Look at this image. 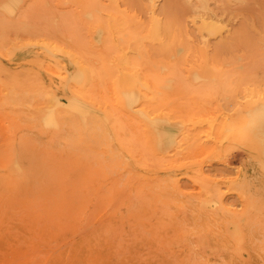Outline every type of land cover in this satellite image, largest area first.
Wrapping results in <instances>:
<instances>
[{"label": "rangeland", "instance_id": "obj_1", "mask_svg": "<svg viewBox=\"0 0 264 264\" xmlns=\"http://www.w3.org/2000/svg\"><path fill=\"white\" fill-rule=\"evenodd\" d=\"M0 264H264V0H0Z\"/></svg>", "mask_w": 264, "mask_h": 264}, {"label": "bare ground", "instance_id": "obj_2", "mask_svg": "<svg viewBox=\"0 0 264 264\" xmlns=\"http://www.w3.org/2000/svg\"><path fill=\"white\" fill-rule=\"evenodd\" d=\"M47 49V48H46ZM67 72V71H66ZM58 74V73H57ZM126 75V74H125ZM59 78V77H58ZM65 78V77H64ZM67 78V77H66ZM70 79H72V77H69ZM66 80V79H65ZM73 95V94H72ZM76 96V95H75ZM74 96V97H75ZM63 97V96H62ZM78 98V97H77ZM81 99V98H80ZM52 102H53V100H54V104H57V103H59V100H57V98L55 97L53 100L52 99H50ZM138 100V99H137ZM83 103H84V101H83ZM65 104V103H64ZM52 106V105H51ZM54 106V105H53ZM63 107V106H62ZM86 107V106H85ZM94 107V106H93ZM48 108V107H47ZM66 108V107H65ZM68 110H70L69 108H67ZM71 111V110H70ZM73 111V110H72ZM90 112V111H89ZM55 109L53 108V107H51L49 110H48V113H46V115H45V124L47 125V123H54L55 121H56V117H55ZM74 113H76L75 111H74ZM89 115V114H88ZM81 117V116H80ZM104 117V116H103ZM103 117H101V118H103ZM83 118V117H82ZM97 118V117H96ZM43 120V121H44ZM104 120H105V118H104ZM38 121V120H37ZM82 121H83V119H82ZM47 122V123H46ZM100 122V121H99ZM101 123V122H100ZM81 124V123H80ZM82 125H83V123H82ZM104 124H102V126H103ZM87 126V125H86ZM105 126V125H104ZM104 126H103V129H104ZM117 126H118V124H117ZM81 127V126H80ZM106 127V126H105ZM83 128V127H82ZM82 131V130H81ZM105 131V130H104ZM86 132H87V130H86ZM89 132H91V131H89ZM102 137V136H101ZM117 138V137H116ZM120 138V137H119ZM103 139V138H102ZM106 140V139H105ZM108 142V141H107ZM108 144H109V142H108ZM119 147V146H118ZM106 153V152H105Z\"/></svg>", "mask_w": 264, "mask_h": 264}]
</instances>
